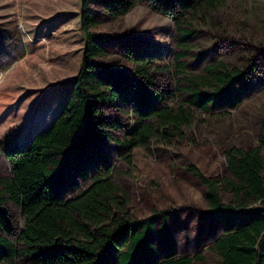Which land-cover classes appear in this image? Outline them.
<instances>
[{"label": "rangeland", "instance_id": "obj_1", "mask_svg": "<svg viewBox=\"0 0 264 264\" xmlns=\"http://www.w3.org/2000/svg\"><path fill=\"white\" fill-rule=\"evenodd\" d=\"M100 1L93 0L92 10L99 23L91 29L105 52L95 58L99 75L121 74L135 88L140 81L160 95L156 105H182L193 111L194 121L183 128L182 136L174 132L171 137H156L147 147L129 152L123 143L137 122L136 100L130 93L125 101L101 103V114L120 126L102 130L97 146L114 169V181L128 192L136 218L168 211L179 255L202 254L201 264H219L222 257L212 246L223 227L210 217L205 187L186 167L194 164L206 175L225 180L232 176L226 151L259 145L264 119V0H228L209 19L199 20L189 54L178 60L180 40L169 18L145 4L115 17ZM85 44L81 0H0V179L12 178L4 148L24 145L37 131L47 128L68 100ZM139 53L148 60L146 77L138 73ZM212 62L246 72L243 100L236 108L217 107L204 113L190 107V94L183 90L188 76L203 74ZM180 63H185L184 68ZM262 158L264 161V147ZM74 179L80 189L87 186L75 174ZM77 193L76 188L62 190L63 198ZM233 197L231 191L222 189L224 202ZM7 205L17 238L24 216L18 205L11 201ZM160 225L161 221L153 242L163 255L166 249Z\"/></svg>", "mask_w": 264, "mask_h": 264}, {"label": "trees", "instance_id": "obj_2", "mask_svg": "<svg viewBox=\"0 0 264 264\" xmlns=\"http://www.w3.org/2000/svg\"><path fill=\"white\" fill-rule=\"evenodd\" d=\"M109 14L120 17L138 4L169 18L187 56L190 40L199 30V20L223 8L228 0H101ZM93 0H81V30L86 39L80 70L70 95L50 125L32 135L24 145L4 148L12 178L0 179V264H201L202 254L179 255L170 232L168 211H156L136 218L130 209L128 192L112 178L114 171L97 146L102 130L119 127L116 120L101 114V103L125 101L135 96L137 122L124 148L147 147L156 137L182 136L184 127L194 121V113L184 106L156 105L160 95L138 81L108 72L101 77L95 58L104 55L98 36L92 32L99 20L92 10ZM138 73L146 77V55L139 53ZM184 68L185 63H180ZM248 81L245 71L224 62L208 64L203 74L188 76L183 90L194 110L210 113L217 107L236 108L243 100ZM259 145L225 153L232 176L222 180L206 175L189 164L192 173L205 187L210 217L223 227L212 249L219 264H264V177L262 148L264 119L259 130ZM131 161V157L128 158ZM74 174L87 186L80 189ZM65 187L78 193L63 198ZM222 189L233 193L226 203ZM18 205L24 227L16 238L13 215L7 202ZM161 221L160 237L165 253L153 242Z\"/></svg>", "mask_w": 264, "mask_h": 264}]
</instances>
